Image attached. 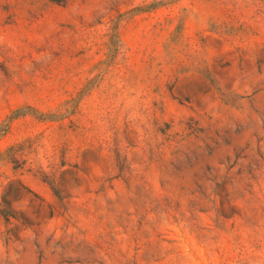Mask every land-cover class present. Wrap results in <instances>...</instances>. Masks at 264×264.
Segmentation results:
<instances>
[{
    "label": "rangeland",
    "instance_id": "rangeland-1",
    "mask_svg": "<svg viewBox=\"0 0 264 264\" xmlns=\"http://www.w3.org/2000/svg\"><path fill=\"white\" fill-rule=\"evenodd\" d=\"M0 264H264V0H0Z\"/></svg>",
    "mask_w": 264,
    "mask_h": 264
}]
</instances>
